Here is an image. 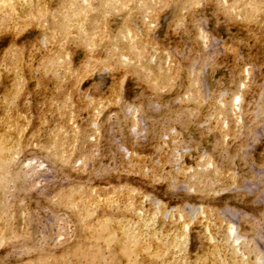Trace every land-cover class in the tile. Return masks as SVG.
Instances as JSON below:
<instances>
[{
    "label": "rangeland",
    "instance_id": "obj_1",
    "mask_svg": "<svg viewBox=\"0 0 264 264\" xmlns=\"http://www.w3.org/2000/svg\"><path fill=\"white\" fill-rule=\"evenodd\" d=\"M67 1L0 8V264H264V0Z\"/></svg>",
    "mask_w": 264,
    "mask_h": 264
},
{
    "label": "bare ground",
    "instance_id": "obj_2",
    "mask_svg": "<svg viewBox=\"0 0 264 264\" xmlns=\"http://www.w3.org/2000/svg\"><path fill=\"white\" fill-rule=\"evenodd\" d=\"M27 1V0H26ZM32 1V0H31ZM64 1V0H63ZM67 1V0H66ZM92 1V0H91ZM15 2H16V0H0V8H3V7H5V6H9V7H11L12 8V10H13V8H14V6H17V5H15ZM29 2V1H28ZM34 2V1H33ZM36 2V1H35ZM68 2V1H67ZM89 3H90V1H88ZM24 3H25V1H24ZM38 3V2H37ZM68 3H70V2H68ZM72 3V6H73V4H74V2L72 1L71 2ZM70 3V4H71ZM93 3V2H92ZM22 4V3H21ZM27 4V3H26ZM34 4V3H33ZM39 5H40V3H38ZM62 4V3H61ZM94 4V3H93ZM42 5V4H41ZM19 6V5H18ZM26 6V5H25ZM37 6V5H36ZM61 6V5H60ZM66 6H69L68 4L66 5ZM95 6V5H94ZM98 6V5H97ZM34 7H35V5H34ZM89 7V6H88ZM6 8V7H5ZM28 8V7H27ZM30 8V7H29ZM37 8V7H36ZM36 8H33V9H31V10H33L34 12H35V9ZM56 8V7H55ZM58 8H60V7H58ZM24 9H25V7H24ZM38 9V8H37ZM97 9H99V8H97ZM21 10H22V8H21ZM40 10V9H39ZM43 10V9H42ZM9 11H11V10H9ZM22 11H24V10H22ZM58 11V10H57ZM21 12V11H20ZM55 11H53V12H51V13H53V14H55L54 13ZM75 12V11H74ZM84 12L85 11H83V13L81 12V15H83L84 14ZM18 13V12H17ZM22 13V12H21ZM43 12H41V14H42ZM72 13V12H71ZM99 13V12H98ZM11 14V13H10ZM12 14H14V13H12ZM18 14H20V13H18ZM27 14H29L28 12H27ZM39 15V13H36V15ZM56 14H57V12H56ZM59 14V13H58ZM57 14V15H58ZM21 15V14H20ZM25 15V14H24ZM35 15V14H34ZM78 15H79V13H78ZM95 15V14H94ZM17 15H15V17H16ZM22 16V15H21ZM55 16V15H54ZM91 16V14L89 15V17ZM10 17V16H9ZM14 17V16H13ZM28 17V16H27ZM34 17V16H33ZM36 17H38V16H36ZM51 17V16H50ZM58 17V16H57ZM76 17H78L77 16V14H76ZM88 17V18H89ZM97 17V16H96ZM12 18V17H11ZM35 18V17H34ZM33 18V19H34ZM59 18V17H58ZM15 19V18H14ZM13 19V21L15 22V20ZM37 19V18H36ZM38 19H40V17L38 18ZM56 19V18H55ZM54 18L52 19V20H55ZM74 19H75V16H74ZM7 20V19H6ZM11 20V19H10ZM17 21H18V19H16ZM27 20H31V18L29 17V19H27ZM59 20V19H58ZM20 21V20H19ZM18 21V22H19ZM23 21H26V20H23ZM82 21V20H81ZM89 21V20H88ZM48 22V21H47ZM56 22H58L57 20H56ZM55 22V23H56ZM90 22H92V23H96L95 21L93 22V19H92V21H90ZM45 23V22H44ZM44 23H42V24H44ZM49 23V22H48ZM86 23V22H85ZM99 23V22H98ZM58 24H60L59 22H58ZM78 24H80V22H78ZM45 25V24H44ZM50 25V24H49ZM52 25H53V22H52ZM63 25V24H62ZM59 26V28L60 29H62V27H65V26ZM48 27V26H47ZM58 27V26H57ZM66 28V27H65ZM72 28V27H71ZM75 29V28H74ZM94 30H92V32H93ZM95 31H97V30H95ZM53 32V31H52ZM91 32V33H92ZM56 33V32H55ZM67 33H69L68 31H67ZM10 34V33H9ZM93 34H95V33H93ZM60 35V34H59ZM67 35V34H66ZM65 35V36H66ZM70 35V34H69ZM74 35V34H73ZM96 35V34H95ZM54 36V35H53ZM61 36V35H60ZM98 36V35H97ZM50 38V37H49ZM98 38V37H97ZM55 39V38H54ZM58 39V38H57ZM67 39V38H66ZM96 39V38H95ZM48 40H50V39H48ZM51 40H53V39H51ZM68 41H69V39H68ZM67 42V41H66ZM65 42V43H66ZM57 45H58V43H57ZM67 45V44H66ZM52 46V45H51ZM54 46V45H53ZM57 48V47H56ZM69 48V47H68ZM57 51V50H56ZM51 55H54V54H51ZM56 55V54H55ZM54 55V56H55ZM93 55V54H92ZM35 56V55H34ZM49 56V55H48ZM66 56H68V55H66ZM45 58V57H44ZM55 58V57H54ZM54 58H52V59H54ZM73 58V57H72ZM32 61H33V59H31ZM50 60H51V57H50ZM53 61V60H52ZM45 62H46V60H45ZM25 63V62H24ZM42 64H44V63H42ZM52 64V63H51ZM48 66V65H47ZM44 67V65L42 66V68ZM9 68V67H8ZM12 69V68H11ZM44 69V68H43ZM42 69V70H43ZM26 71V70H25ZM9 73V72H8ZM3 75V74H2ZM8 77V76H7ZM22 84V83H21ZM19 86H20V84H19ZM16 87H17V85H16ZM15 87V88H16ZM18 88V87H17ZM14 90V89H13ZM233 103H237V101H239V96L238 95H236L234 98H233ZM5 103V102H4ZM29 129V128H28ZM48 130V129H47ZM2 137V136H1ZM4 137V136H3ZM5 139V138H4ZM1 140V139H0ZM2 140H3V138H2ZM4 143V142H3ZM6 143V142H5ZM4 143V144H5ZM3 144V145H4ZM1 147V146H0ZM3 148L5 149V146L4 147H2V148H0V157H1V151L3 150ZM7 148V147H6ZM2 149V150H1ZM7 150H8V148H7ZM7 150H3V151H7ZM5 153V152H4ZM5 158V157H4ZM113 200V199H112ZM85 203V202H84ZM86 204V203H85ZM77 205V204H76ZM89 206V205H88ZM104 206H106V205H104ZM108 209V208H107ZM78 212V211H77ZM78 216V215H77ZM95 216H96V214H95ZM105 221V220H104ZM114 221V220H113ZM118 221V220H117ZM143 221V220H142ZM106 222H108L107 220H106ZM105 222H103V224H104ZM100 225H102V224H100ZM108 225V224H107ZM103 226V225H102ZM145 226V225H144ZM93 227H95V226H93ZM183 227V226H182ZM184 227H186V226H184ZM91 228V227H90ZM109 228H111V227H109ZM143 228V227H142ZM163 228V227H162ZM98 229V228H97ZM127 229V228H126ZM147 229V228H146ZM100 230V229H99ZM109 231V230H108ZM112 231V230H111ZM125 231V230H124ZM233 231V228H230L229 230H228V234H229V236H230V234H231V232ZM89 232V231H88ZM137 232V231H136ZM109 233V232H108ZM116 233V232H115ZM120 233V232H119ZM126 232H124V234H125ZM126 235H127V233H126ZM79 236V235H78ZM125 236V235H124ZM142 236V235H141ZM174 236V235H173ZM228 236V235H227ZM126 237V236H125ZM163 237V236H162ZM183 237V236H182ZM139 238V237H138ZM157 238V237H156ZM209 238V237H208ZM230 238V237H229ZM76 239V238H75ZM135 239V238H134ZM159 239V238H158ZM161 239V238H160ZM175 239H176V237H175ZM127 240H129V239H127ZM130 240H132V239H130ZM138 240H140V239H138ZM234 240V239H233ZM136 241V240H135ZM96 242V241H95ZM120 242V241H119ZM118 242V243H119ZM175 242V241H174ZM130 243V242H129ZM129 243H127V244H129ZM136 243V242H135ZM138 243V242H137ZM126 245V244H125ZM173 245V244H172ZM143 247V246H142ZM129 248V247H128ZM69 249V248H68ZM135 249V248H134ZM167 249V248H166ZM116 250V249H115ZM78 251V250H77ZM113 251V250H112ZM126 253H127V250L125 251ZM143 252V251H142ZM141 252V253H142ZM166 253V252H165ZM111 256V255H110ZM152 258V257H151ZM43 260V259H42ZM66 260V259H65ZM111 260V259H110ZM48 261V260H47ZM62 261V260H61ZM261 261V260H260ZM136 262V261H135ZM29 263V262H28ZM41 263H42V261H41ZM37 264V263H36ZM43 264V263H42ZM78 264V263H77ZM170 264V263H169Z\"/></svg>",
    "mask_w": 264,
    "mask_h": 264
}]
</instances>
